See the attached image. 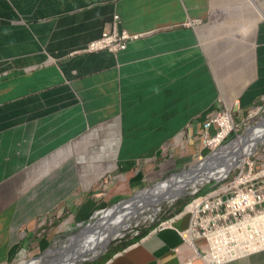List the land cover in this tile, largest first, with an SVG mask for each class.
<instances>
[{
	"label": "crops",
	"instance_id": "obj_1",
	"mask_svg": "<svg viewBox=\"0 0 264 264\" xmlns=\"http://www.w3.org/2000/svg\"><path fill=\"white\" fill-rule=\"evenodd\" d=\"M210 2L0 0V262L38 248L39 219L84 222L173 166L179 134L197 139L225 80L228 106L238 96L247 109L264 95V13L252 2L254 20H223L225 30L213 22L207 62L199 34L211 30L199 25ZM113 15L139 38L82 51ZM185 227L182 218L148 231L106 264H203ZM220 264H264V249Z\"/></svg>",
	"mask_w": 264,
	"mask_h": 264
},
{
	"label": "built area",
	"instance_id": "obj_2",
	"mask_svg": "<svg viewBox=\"0 0 264 264\" xmlns=\"http://www.w3.org/2000/svg\"><path fill=\"white\" fill-rule=\"evenodd\" d=\"M117 15L109 29L84 49L116 51L126 47L128 40L136 38L116 27ZM228 110H221L203 122L200 138L204 147L215 150L233 129ZM249 153L219 178L201 195L190 200L185 207L189 215L187 235L203 239L206 252L228 248H241V255L264 248V156ZM165 222L160 223L164 226ZM231 231H233L231 233ZM222 259L221 261H223ZM221 261H215L219 263Z\"/></svg>",
	"mask_w": 264,
	"mask_h": 264
},
{
	"label": "rangeland",
	"instance_id": "obj_3",
	"mask_svg": "<svg viewBox=\"0 0 264 264\" xmlns=\"http://www.w3.org/2000/svg\"><path fill=\"white\" fill-rule=\"evenodd\" d=\"M254 2L255 8H258L259 12L264 13V0H211L210 2V10L207 14V16L201 21L200 25H205L207 30H211L209 26H213V22L217 24L216 28L220 30L227 29L228 22H223L230 19L231 21H239L244 18H246L245 15H247V20H254L255 16L258 17L257 10L251 6V3ZM255 10H253V9ZM213 9L219 10L220 16L216 17L214 16ZM254 15H253V14ZM251 14V15H249ZM221 22V26H218V23ZM232 26H236L237 24H242L245 22H230ZM264 24V19L260 18L256 23V29L258 25ZM203 28V27H202ZM215 35V29H212L211 31L207 32L204 28L202 29V35L199 34V42L202 45V48H204V52L206 55V60L209 62V57L207 55V48L206 46L210 44L212 36ZM248 62V59H246ZM248 65V71L250 72V61L247 63ZM249 75V74H248ZM232 83V80H225V89L222 90L218 85V91H216L215 96V109L219 110L220 108L225 107L226 103L225 100L226 96L228 95V86ZM238 100V96L236 97ZM256 107H259V109L256 111V113L253 110H256ZM252 112H247L246 110H242L239 108L238 103L235 102L232 105L231 110V116L233 119V129L228 133V137L226 140H224V143H227L230 139L231 133L239 132L241 133L245 127L253 125L261 116L264 115V95L261 96L260 99L257 100L255 107L251 108ZM250 110V111H251ZM250 114V115H249ZM206 117V116H205ZM200 129V128H199ZM198 129V131H199ZM181 135V142H178L177 146L175 147V151H173L172 155L175 158L173 167L171 166V162L167 161V166L164 171L160 172V174L155 177L151 178L147 182H145L142 186H140L138 189H135L134 192L124 196H120L119 199L111 201L106 206L101 205L97 206L95 210L107 208L114 203L118 202L124 197H127L133 193H135L139 189H143L146 187H149L153 185L157 180L164 179L166 177L171 176L173 172L178 171L181 168H187L188 166H191L194 164L195 161H199L203 158L204 149L201 148V143L199 139L197 138L195 141H186V133L185 134H179ZM264 135L262 136V138ZM172 140L167 141V143H171ZM247 141V140H246ZM245 141V143H247ZM244 143V144H245ZM232 145V144H231ZM229 146L227 150H232L236 148L235 146ZM236 146L239 148L240 142L236 143ZM225 150V149H224ZM226 150V151H227ZM202 151V152H200ZM257 152L256 156L259 159L260 157L264 156V139L262 143H258V145L255 147L254 150L251 152ZM199 152L201 154H199ZM169 154V153H168ZM254 156V158L256 157ZM168 157V156H167ZM185 157L187 159L185 160ZM182 160H178L181 159ZM175 160L178 162L175 163ZM198 165V164H197ZM167 179V178H166ZM194 179V178H193ZM161 182V181H159ZM163 182V181H162ZM191 181H185L182 184V189L184 187H189ZM206 184V183H205ZM204 184V185H205ZM203 185V186H204ZM201 186V187H203ZM199 187V186H198ZM193 191V190H192ZM191 189L187 190L182 196H179L173 201H168V199L164 200L159 206V209L156 211L155 214L152 215V218H145L144 220H141V222H138L136 225L131 224L129 229L127 228L122 236H117L115 238H110L106 249L96 255V258L91 261H97L100 262L105 259L107 253H109L113 247H119L123 244H126L132 240L133 237L140 234V232L150 229L151 227L157 225L161 221L168 219L170 217H173L174 214L178 213L177 209L181 208L183 205H185L188 201L187 199L192 194ZM192 196V195H191ZM105 209V211L107 210ZM67 215V214H65ZM99 215V214H98ZM92 216V220L98 219L101 214L98 216ZM89 219L83 220L82 224L86 223ZM90 221V222H91ZM80 222V220H74V218H42L38 220V233L35 235V237L38 239V248L34 249L33 247H29L27 245H24V247H18L16 249V252H14L13 257L11 260H3L0 262V264H19L23 262L22 264H32L33 262L39 260L43 262V260H46L47 262H51V260L57 258L56 256L59 255L60 249H62L66 243H68V237L74 233L81 225H77V223ZM131 228V229H130ZM138 232L137 234H134L135 232ZM41 240V242H40ZM45 242H44V241ZM44 242V246H40V243ZM201 245H204V243L201 242ZM58 246V248H57ZM52 251V252H51ZM51 253V254H48ZM55 252V253H54ZM56 254V255H55ZM50 257L51 260H50ZM63 257V256H62ZM31 259H35V261L32 262ZM87 261V260H86ZM84 261V262H86ZM40 262V263H41ZM81 262L80 264L84 263ZM88 262V261H87Z\"/></svg>",
	"mask_w": 264,
	"mask_h": 264
},
{
	"label": "bare ground",
	"instance_id": "obj_4",
	"mask_svg": "<svg viewBox=\"0 0 264 264\" xmlns=\"http://www.w3.org/2000/svg\"><path fill=\"white\" fill-rule=\"evenodd\" d=\"M237 100L233 102V104ZM232 104V105H233ZM227 110H230L232 106L225 105ZM258 110H253L255 113ZM252 112V111H251ZM264 135V125L255 127L250 132L249 136L251 137V144L243 145L241 146L242 142L244 141L243 135L238 136L235 140L231 141L228 145H225L221 147L220 149L222 152H228V147L232 144L236 148V143L240 142V148H241V154H247V152L251 149H254L255 144L254 142L258 139L260 140L262 136ZM231 145V146H232ZM225 149V150H224ZM235 149V148H234ZM227 150V151H226ZM233 150V149H232ZM246 157V156H245ZM243 156L242 160L245 159ZM197 166H201V164H198ZM201 170V169H200ZM223 171V169L219 168L218 173H212L209 171H201L200 174L192 177V173L189 172H183L176 177L169 176L165 180H160L161 182L156 183L152 189H142L140 191L141 196H148L147 198L137 199L136 201H126L122 203L121 207L113 208L109 207L106 211H104L98 219L95 222L97 226L100 227L99 232H94L90 234H85L84 238L82 239V244L80 245L81 250H85L87 256H94L98 253V251L101 249V246L109 240L111 237H115L118 235H121L127 228L133 225H136L138 222H141V220H144L145 218H152V215L156 213V211L159 209V206L164 200L168 199V201L175 200L178 196L185 193L189 189H194L195 187L202 185L204 182L208 181L209 179L213 177H217L220 175V173ZM194 178V179H193ZM190 180V186L184 187L182 189V184L185 181ZM131 229V228H130ZM126 232V231H125ZM233 231H231L232 233ZM186 241L188 242V245L192 247L190 242V235H185ZM70 241V240H68ZM67 241V242H68ZM67 244V243H66ZM58 248V246H57ZM251 251V250H249ZM52 252V251H51ZM55 253V252H54ZM48 254H51L48 252ZM56 255V254H55ZM241 255V248H228L226 250H221L218 252H210L208 255L204 256V260L209 262L214 261H221L222 259H228L236 256ZM65 256V255H64ZM57 257V256H56ZM52 257H50L51 260ZM66 260H62L59 264H73V262L66 256ZM32 262L35 261V259H31ZM41 261L37 260L33 262L32 264H39ZM47 262V261H46ZM23 262L19 263L22 264Z\"/></svg>",
	"mask_w": 264,
	"mask_h": 264
},
{
	"label": "water",
	"instance_id": "obj_5",
	"mask_svg": "<svg viewBox=\"0 0 264 264\" xmlns=\"http://www.w3.org/2000/svg\"><path fill=\"white\" fill-rule=\"evenodd\" d=\"M262 125H264V115L253 126L246 128L245 131L241 134L244 137V141L242 142L241 146L245 143L246 140H247L246 142L251 141V139H250L251 137L249 136L250 132L252 133V131L255 127L262 126ZM263 138H261V139H263ZM257 141H259V139ZM257 141H255L254 144ZM242 155L243 154H241L240 146H239V148H235L233 150H228V152H222L221 149H218L214 152L207 153L201 160L196 161L193 165L188 166L187 168H181L178 171L173 172L171 174V176L176 177L177 175H179L183 172H189V173H192L191 175H192V177H194V176L200 174L202 170L203 171H209L212 173H218L219 168L223 169V171L226 169H230L236 162L239 161V159L241 158ZM197 164H201V166H197ZM166 178H168V177H166ZM166 178L160 179V180L162 181V180H165ZM211 179H214V177ZM160 180L156 181L153 185L146 187V189L147 190L152 189L153 186L156 183H158ZM140 191L141 190H138L135 193H133L132 195H130V196H128L122 200H119L118 202H116L115 204L112 205L113 208L121 207L122 203H124L126 201H136L137 199H142V198L148 199V196H141ZM183 194H181L180 196H182ZM104 210H105V208L102 209L101 211H104ZM96 221H97V219L93 220L91 222H87L84 225L80 226L74 233H72L68 237L69 238L68 240H70V241H68V243L62 249H60V253L57 256V258L51 260V262H46V260H43V262H41L39 264H59L63 259L64 260L67 259L66 256L73 262V264H80L81 262H84L86 260L87 261L94 260L96 258V255L87 256L85 250L80 249V245L82 244V239L85 237L84 236L85 234H87V233L90 234V233L101 231L100 227L97 226V224L95 223ZM109 240H110V238H109ZM109 240L104 242V244L101 246V249L98 251V253H100L106 249V246H107Z\"/></svg>",
	"mask_w": 264,
	"mask_h": 264
},
{
	"label": "clouds",
	"instance_id": "obj_6",
	"mask_svg": "<svg viewBox=\"0 0 264 264\" xmlns=\"http://www.w3.org/2000/svg\"><path fill=\"white\" fill-rule=\"evenodd\" d=\"M114 16V15H113ZM112 16V17H113ZM117 18H118V16H117ZM112 20H113V18H112ZM193 22H198V20H193ZM117 23L118 22H116V25H117ZM111 24H112V22L110 23V25L107 27V28H104L103 30H105V29H109L110 27H111ZM117 27V26H116ZM118 29V28H117ZM102 30V31H103ZM118 30H120V29H118ZM122 30H124V29H122ZM102 31H101V33H102ZM126 31V30H125ZM126 32H128V31H126ZM101 33H100V35H101ZM129 33V32H128ZM130 34H137V33H130ZM99 35V36H100ZM138 36L136 37V38H139V36L141 35V34H137ZM99 36L97 37V38H99ZM97 38H95L94 40H96ZM136 38H134V39H136ZM134 39H131V40H134ZM94 40H91V41H89L85 46H84V48H82V51H85V52H92V51H86V50H84L86 47H87V45L90 43V42H94ZM131 40H128L127 42H126V47H127V43L129 42V41H131ZM125 48V47H124ZM123 48V49H124ZM99 50H108V49H99ZM119 50H122V49H119ZM94 51H97V50H94ZM109 51H111V50H109ZM116 51H118V50H116ZM112 52H115V51H112ZM237 100V99H236ZM238 101L239 100H237L236 102L238 103ZM215 106L216 105H214L213 106V108H211V110H210V112H209V114H207L206 115V117L204 118V120L202 121V123H201V126H200V129H199V131H197L196 132V134H197V138L199 139V141H200V143H201V148L202 149H204V152L205 151H207L206 153H204L205 155L207 154V153H209V152H214V151H216V150H218V149H220L221 147H223V146H225V145H228L231 141H233V140H235L238 136H241V134L245 131V129L246 128H249V127H251V126H253V125H251V126H247V127H245L244 128V130L241 132V133H237V132H234V133H231V136H230V138H232V139H230L227 143H224V140H226V138L228 137V135L225 137V139L221 142V145L218 147V148H216L215 150H209L208 148H206V147H204L203 146V144H202V141H201V138H200V132H201V130H202V127H203V122L208 118V117H210L212 114H214V113H216V112H218V111H221V110H227V108L226 107H223V108H220L219 110H216L215 109ZM239 106V105H238ZM253 107H255V104L252 106V107H250V108H247V109H242V108H240V106H239V108L240 109H242V110H246L247 112H251L252 110H251V108H253ZM256 108H258L259 109V107H256ZM231 110H232V108L230 109V110H228L229 112H230V114H231ZM251 110V111H250ZM250 115V114H249ZM195 134V135H196ZM264 139V138H263ZM263 139H261V140H259V141H257L256 143H255V147L258 145V143H262V141H263ZM247 144H251V142L250 141H248L245 145H247ZM244 145V144H243ZM242 145V146H243ZM255 147H254V149H255ZM254 149H251V150H249L248 152H247V154H244L243 153V155L241 156V158L239 159V161L238 162H240L241 161V159L243 158V156L245 157V156H247L249 153H251V151L252 150H254ZM200 152H202V151H200ZM199 152V154H201ZM257 153V152H256ZM204 155V156H205ZM203 156V157H204ZM196 162V161H195ZM194 162V163H195ZM238 162H236L232 167H234ZM173 167V166H172ZM231 167V168H232ZM230 168V169H231ZM230 169H226V170H224V171H222L221 173H220V175L223 173V172H226V171H228V170H230ZM219 175V176H220ZM219 176H217V177H214V179H209L208 181H206V182H204L202 185H199V187L197 186V187H195L194 189H192L191 191H192V196L190 195L189 197V199L187 200L188 202L185 204V205H183L181 208H180V210H177V212L178 213H176V214H174V216L173 217H170V218H168V219H165V220H163V221H161L160 223H162V222H165V224H164V226H170V225H172V223H173V221H175L176 219H182V218H184V219H186V227H185V229L184 230H182V231H180V233H181V235H182V237H183V239L186 241V237H185V235L187 236V232H186V230H187V227H188V219H189V215H188V213L185 211V207H186V205L188 204V203H190V200L192 199V198H194V197H196V196H198V195H201V194H203L204 192H206L208 189H209V186L210 185H212L218 178H219ZM158 181V180H157ZM206 183V184H205ZM205 184V185H204ZM204 185V186H203ZM201 186H203V187H201ZM144 189V188H143ZM139 190H142V189H139ZM138 191V190H137ZM132 195V194H131ZM130 196V195H129ZM128 197V196H127ZM124 198H126V197H124ZM124 198H122V199H124ZM121 199V200H122ZM115 204V203H114ZM112 206V205H111ZM111 206H109V207H111ZM108 207V208H109ZM104 209V208H103ZM106 209V208H105ZM102 209H99L97 212H102L101 211ZM96 212V213H97ZM95 213V214H96ZM95 214L93 215V216H95ZM92 218V217H91ZM91 218L87 221V222H90L91 221ZM93 221V220H92ZM86 222V223H87ZM160 223H158L157 225H155V226H153V227H151L150 229H147V230H145V233H147L148 231L150 232H152V231H155V230H157V229H159V228H162V227H164V226H160ZM85 224V223H84ZM84 224H82V222H78L77 223V225H84ZM143 232V231H142ZM138 232L136 231L134 234H137ZM145 233H143V234H141V232H140V234H138L137 236H135V237H133L132 238V240L131 241H136L137 239H139V238H141L142 236H144V234ZM123 234V233H122ZM122 234L121 235H118L119 237L120 236H122ZM115 237H117V236H115ZM115 237H112V238H115ZM187 242V241H186ZM190 242H191V245H192V247H191V249H192V255L191 256H197V258H199L202 262H203V264H215L213 261L212 262H209V263H207L205 260H204V256H206V254L208 255V253H209V251L208 252H206V247H205V242H204V240L203 239H191L190 238ZM201 242L202 243H204V245H201ZM188 243V242H187ZM116 249V247H113L112 248V254L102 263V264H106L107 263V261L110 259V257L111 256H113L114 255V253L115 252H117L115 249ZM262 249H264V248H262ZM259 250H261V249H259ZM255 251H257V250H255ZM250 252H254V251H250ZM250 252H248V253H246V254H243V255H241V256H244V255H247V254H249ZM116 254V253H115ZM97 255V254H96ZM236 257H240V256H236ZM236 257H232V258H228V259H224L223 261H221V262H219V263H216V264H220V263H223V262H225V261H228V260H231V259H233V258H236ZM88 262H91V260H89ZM85 263V262H84ZM84 263H82V264H84ZM184 264H192V262L190 261V260H187V261H185V263Z\"/></svg>",
	"mask_w": 264,
	"mask_h": 264
},
{
	"label": "trees",
	"instance_id": "obj_7",
	"mask_svg": "<svg viewBox=\"0 0 264 264\" xmlns=\"http://www.w3.org/2000/svg\"><path fill=\"white\" fill-rule=\"evenodd\" d=\"M207 151H205L204 153H206ZM190 198V197H189ZM188 198V199H189ZM187 199V200H188ZM177 210H180V208L179 209H177ZM143 233H145V230L143 231V232H141V234H143ZM140 234V235H141ZM115 249V248H114ZM112 254V250L109 252V253H107V255H106V257H105V259L104 260H102V261H100V262H97V261H91V262H85L84 264H102L110 255Z\"/></svg>",
	"mask_w": 264,
	"mask_h": 264
}]
</instances>
